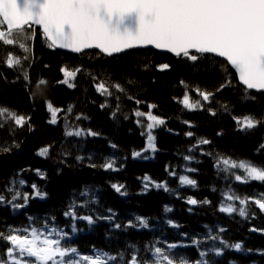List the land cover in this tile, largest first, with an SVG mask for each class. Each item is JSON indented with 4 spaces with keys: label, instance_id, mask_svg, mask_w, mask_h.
I'll return each mask as SVG.
<instances>
[{
    "label": "trees",
    "instance_id": "16d2710c",
    "mask_svg": "<svg viewBox=\"0 0 264 264\" xmlns=\"http://www.w3.org/2000/svg\"><path fill=\"white\" fill-rule=\"evenodd\" d=\"M26 43L30 52L18 44L0 42V106L31 117L24 127L10 122L0 127V145L12 149L8 153L0 151V195L5 196L0 202V232L8 235L11 230H17L12 234L24 235V229L30 233L35 227L47 235L55 228L58 233L69 234L62 244L76 247L82 255H93L94 250H100L112 255L123 253L127 260L134 251L130 246L139 249L137 255L142 258L148 255L147 245L156 243L166 247L176 243L184 247L173 251L189 261L198 259L199 251L208 250L206 259L210 264H264V232L251 231L264 229V212L253 200L244 206L249 213L247 217H241L238 212L220 211L229 204L242 207L238 200H229L228 196L260 198L264 182L237 181L233 174L246 175L243 169L223 171L225 166L217 167L221 157L264 164L261 148L264 124L241 131L233 120V116L249 114L264 117V92L245 93L230 65L231 85L217 91L224 83L225 74L220 69L222 58L213 54L197 62L152 49L130 50L111 57L99 51L72 54L48 48L39 29H35L34 38ZM9 56L29 58L22 59L21 69V66H7ZM26 63L30 65L28 69ZM163 64L170 68L162 70L159 66ZM65 67L69 71L81 69L75 80L70 81L75 87L58 83L64 79L61 69ZM25 71L30 82L24 80ZM39 78L48 83L38 89ZM99 82H104L112 95L98 92ZM114 84L121 85L124 91L111 87ZM197 89L215 95L204 101ZM185 94L190 103L199 100L203 107L186 108L182 103ZM246 95L256 99H246ZM47 100L63 110L57 113L54 124L49 123ZM136 112L145 115L137 116ZM148 113L165 123L152 129L156 151L144 154L147 136L141 133L147 130ZM79 128L98 135L65 134ZM189 131L193 136L186 135ZM201 139L211 143L200 144ZM49 145L47 158L37 155L42 147ZM133 152H142L149 158H134ZM186 156L192 159L186 160ZM107 161H115L117 170L101 167ZM93 164L96 166L92 167ZM180 176H188L196 185L182 184ZM144 177L166 184L168 190L151 183L145 189ZM13 179L24 181L14 186V192L20 194L15 201H11L14 192L8 191L13 188ZM33 184L47 195L36 197ZM113 184L124 185L122 191L127 194L117 193ZM85 190L90 193L88 197L81 195ZM189 197L201 203L191 205L187 202ZM86 200L87 205L81 207ZM204 200L210 203H202ZM73 203L77 205L78 217L91 215L95 223L65 216ZM13 204L24 207L13 208ZM166 207L171 211H166ZM113 214L111 221L98 218ZM136 216L144 217L148 227H140ZM130 220L135 227L127 226ZM116 223L121 228L116 229ZM221 228L225 231L220 232ZM58 233L49 238L59 239ZM216 235L229 245L240 243L241 249L226 247L221 255H216L210 249L222 245L209 238ZM193 240L200 244H193ZM9 246V242L0 239V258Z\"/></svg>",
    "mask_w": 264,
    "mask_h": 264
},
{
    "label": "snow or ice",
    "instance_id": "6c2138e0",
    "mask_svg": "<svg viewBox=\"0 0 264 264\" xmlns=\"http://www.w3.org/2000/svg\"><path fill=\"white\" fill-rule=\"evenodd\" d=\"M34 26H39L42 30V37L50 49L60 48L68 49L73 53H82L86 49H99L101 53L111 56L121 53L127 49L135 47L153 46L156 49L167 50L176 57H183L192 62L213 54L220 60V69L225 74L224 83L221 84L217 91L231 85L228 79V66L235 69L238 74V81L244 87L245 93L249 90L264 92V0H0V42L5 45H14L30 52L27 41L35 36ZM29 57H13L6 59L8 67L22 66V59L27 60ZM162 70L169 69L170 65L163 64L159 66ZM64 79L58 83L66 84L68 87H75L70 81L75 80L78 72L77 67L74 71H69L66 67L61 69ZM24 80L30 82V75L25 71ZM48 81L44 78L37 80V88L41 85H47ZM181 81V84H184ZM111 87L124 91L119 84ZM96 89L103 95L110 96L112 92L104 82L96 84ZM200 92L199 89H197ZM32 95H35L33 93ZM204 101H209L215 95L213 92H200ZM246 99L255 100L254 96H245ZM139 103V101H137ZM183 105L188 109H195L198 106L203 107L199 100L196 103H190L189 97L185 94ZM46 108L51 114L49 123H56L57 113L62 109L53 106L50 100L45 101ZM103 107V105H102ZM225 111H228L226 105H223ZM71 111V108L68 109ZM212 115L216 112L209 109ZM115 115V113L113 114ZM137 116L145 115L136 112ZM80 117H77L79 119ZM148 123L146 132L142 135L147 136V146L143 150L155 152V137L152 135V129L163 125L164 120L147 114ZM31 117L18 114L9 107L0 106V127L4 123H12L18 127H24L29 123ZM238 130H252L261 124H264V117L257 118L249 114L243 117L233 116ZM140 123V121H137ZM188 124L189 121H184ZM67 136L98 135L90 129L87 133L83 129L75 131H66ZM187 136H193L189 131ZM200 144L211 143L207 139H201ZM19 147V145H15ZM113 148L116 145H112ZM51 145L42 147L37 153L40 157L47 158ZM264 149V144L261 145ZM10 147L0 145V151L11 152ZM134 158L148 159V156L142 155V152H133ZM77 159H83L77 157ZM186 160L192 159L190 156ZM115 161H107L101 167L105 169H114ZM225 166L221 170L243 169L246 175H234L235 180L241 182L259 181L264 182V164L256 165L250 161H232L231 158L221 157L217 162V167ZM95 167L96 165H91ZM41 177L44 173L40 169L35 170ZM194 171V169H189ZM175 175V173H171ZM180 181L184 185H196V181L188 176H180ZM144 188L149 187L151 183L156 188H164L167 191L166 184L151 181L150 177H144ZM16 183L23 184L24 181L12 180L13 188L9 192H14ZM36 197L44 198L47 193L37 189L35 184L32 185ZM112 188L121 195H126L122 191L124 185L113 184ZM19 192H14L11 201H15ZM82 196L88 197L90 193L85 190ZM25 201L28 195L24 196ZM229 200H238L242 207L229 204L222 206L220 211L232 214L238 212L241 217L249 215L246 207L249 200H253L255 206L264 212V193L260 198L251 197L240 199L238 196H228ZM5 200V196L0 195V202ZM11 201H8L11 203ZM86 200L81 207L87 205ZM191 205L201 203L194 198L189 197ZM202 203H210L204 200ZM13 208H22L23 204H13ZM77 205H70V210L65 212V216H71L73 219H82L89 224L95 223L93 216H77L75 209ZM111 212V209H109ZM166 211H171L166 207ZM113 215L98 217L111 221ZM135 220L140 227L147 228L148 221L141 216H136ZM169 224H173L171 220ZM129 227L136 225L130 220ZM178 227V225H173ZM116 229L121 228V224H114ZM17 230H11L8 235L0 232V239H3L11 246L6 248L5 256L0 258V264H210L206 257L209 255L208 250L199 251V258L189 261L182 254L173 250L184 247L176 243L167 244L166 247L156 246V243L146 246V257H138L139 249H134L129 259H125L123 253L112 255L108 252L94 250L93 255H82L76 247L65 246L62 240L67 238V232L58 233L53 228L45 235L43 230L33 227L24 229V235L12 234ZM73 231L75 228L73 227ZM220 232L225 231L221 228ZM251 231L264 232V229L253 228ZM53 233L60 235L59 239H50ZM213 241H219L222 247H212L211 252L221 255L224 248L232 247L237 250L241 249L240 243L229 245L219 235L209 237ZM159 243V242H157ZM197 246L200 241L193 240Z\"/></svg>",
    "mask_w": 264,
    "mask_h": 264
},
{
    "label": "water",
    "instance_id": "95a60500",
    "mask_svg": "<svg viewBox=\"0 0 264 264\" xmlns=\"http://www.w3.org/2000/svg\"><path fill=\"white\" fill-rule=\"evenodd\" d=\"M34 28H35V29H39V31L42 33V30L40 29L39 26H34ZM57 49H59V50H63V51H65V52L72 53V54H81V53H73L71 50H68V49H60V48H57ZM138 49H152V50H155V51H158V52H167V53H169V54L175 56L174 54L168 52L167 50L156 49L155 47H153V46H151V45H149V46H144V47H135V48H132V49H127V50H125V51H123V52H121V53H116V54H113V55H111V56H115V55H118V54H122V53L127 52V51H130V50H138ZM93 50H96V51H99V52H100L99 49H95V48H93V49H86V50H84V52H87V51H93ZM82 53H83V52H82ZM104 55L108 56L107 54H104ZM111 56H109V57H111ZM230 67H231V66H230ZM232 69H233V68H232ZM233 70H234V72L236 73L235 69H233ZM236 75H237V78H238V74H237V73H236ZM250 91L258 92V91H256V90H250Z\"/></svg>",
    "mask_w": 264,
    "mask_h": 264
},
{
    "label": "rangeland",
    "instance_id": "374dc122",
    "mask_svg": "<svg viewBox=\"0 0 264 264\" xmlns=\"http://www.w3.org/2000/svg\"><path fill=\"white\" fill-rule=\"evenodd\" d=\"M29 63H26L25 64V67H26V69H28L29 68ZM149 123H150V121H149ZM79 129H82V128H79ZM76 129H74V131H75ZM84 130V129H83ZM73 131V130H72ZM85 131V130H84ZM143 152V151H142ZM153 151H151V150H149V151H147V152H144V154H146V153H152ZM50 264H51V262H50Z\"/></svg>",
    "mask_w": 264,
    "mask_h": 264
},
{
    "label": "bare ground",
    "instance_id": "6f19581e",
    "mask_svg": "<svg viewBox=\"0 0 264 264\" xmlns=\"http://www.w3.org/2000/svg\"><path fill=\"white\" fill-rule=\"evenodd\" d=\"M55 49H57V48H55ZM59 50V49H58ZM61 51H63V50H61ZM93 51H96V50H93ZM65 52V51H64ZM128 52V51H127ZM101 53V52H100ZM125 53V52H124ZM103 54V53H102ZM255 92V91H254Z\"/></svg>",
    "mask_w": 264,
    "mask_h": 264
}]
</instances>
